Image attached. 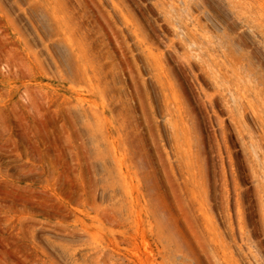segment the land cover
I'll use <instances>...</instances> for the list:
<instances>
[{
    "label": "rangeland",
    "instance_id": "rangeland-1",
    "mask_svg": "<svg viewBox=\"0 0 264 264\" xmlns=\"http://www.w3.org/2000/svg\"><path fill=\"white\" fill-rule=\"evenodd\" d=\"M59 1L40 52L48 5L0 0V264H264V0Z\"/></svg>",
    "mask_w": 264,
    "mask_h": 264
},
{
    "label": "bare ground",
    "instance_id": "bare-ground-1",
    "mask_svg": "<svg viewBox=\"0 0 264 264\" xmlns=\"http://www.w3.org/2000/svg\"><path fill=\"white\" fill-rule=\"evenodd\" d=\"M23 1L24 2L26 1L24 3L25 6H30L31 2H36V1L41 2L42 4L46 3L48 5V7L50 8L51 13L53 15L54 22L51 24L53 28L51 26H49L47 23H45V32H46L47 37H51L53 34L57 35L58 40H56V41L49 40L48 42H46L42 38H40L39 36L34 38V41L41 44L40 52H48L49 48L51 46L59 45V43H58L59 40H62V41L64 40L62 38L63 34L66 35V31H64L62 29V23H63V26H65L66 28H69L67 18L66 17H59L57 15L58 10H63L65 8L63 3L59 0H23ZM97 1L100 4L110 2L115 15H118V13H120L121 15L119 16V18H121V20H124L125 23L129 24V20L126 18V15L124 13V11H127V9H128L126 7L127 5H125L124 1L123 2L120 0H97ZM193 1L196 3L198 0H193ZM222 2L227 3L226 0H223ZM20 9L23 10L22 8H20ZM193 21L197 24L198 20L196 18H194ZM181 33H182L183 43L186 46V51H185L186 56L185 57L187 58V60H188L187 62L189 63V65H190L191 59H195L196 61H198L200 63L202 71L209 74V76H211L216 83H219L218 80L222 75L221 71L217 68H212L211 66L210 67L209 66L208 67L203 66L201 63L202 62L201 61V56H202L201 52H203V51L201 49L195 48V46H196L195 43L193 41H191V38L186 31L182 30ZM67 40L69 41V43L72 42V40L70 38H67ZM32 42H33V40H32ZM60 47L61 46H59V48ZM76 47H77V51H78L80 58L84 59L83 64L80 65L77 61L72 60L73 52L68 50L67 48L66 49L64 48L65 51H63V58H64V61L66 62L67 68L71 72H75V75L78 74V76L85 79L84 81L87 82L88 86L90 87V89L92 91H95L96 89L105 91L104 87L94 85L92 82L95 75H91V74H93L97 70H99V65H95L94 62L87 60V57L85 56L83 49L80 47V45L78 43H77ZM227 72H228V70H227ZM71 81H73V80L71 79ZM231 100L234 103L233 106L235 108L239 109V111H241L243 109L241 99H238V98L234 97V95H231ZM258 153H260V154H258ZM261 159H263V161ZM256 161H257V163H259V162L264 163V151H262V152L259 151L256 153Z\"/></svg>",
    "mask_w": 264,
    "mask_h": 264
}]
</instances>
